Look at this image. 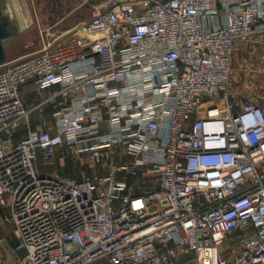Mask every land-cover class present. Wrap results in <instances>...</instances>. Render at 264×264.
I'll return each instance as SVG.
<instances>
[{"label": "built area", "instance_id": "built-area-1", "mask_svg": "<svg viewBox=\"0 0 264 264\" xmlns=\"http://www.w3.org/2000/svg\"><path fill=\"white\" fill-rule=\"evenodd\" d=\"M92 8L66 39L0 66L16 264H264V107L230 87L236 44L264 32V0ZM26 84L40 96L30 107ZM57 148L106 172L64 177Z\"/></svg>", "mask_w": 264, "mask_h": 264}, {"label": "rangeland", "instance_id": "rangeland-1", "mask_svg": "<svg viewBox=\"0 0 264 264\" xmlns=\"http://www.w3.org/2000/svg\"><path fill=\"white\" fill-rule=\"evenodd\" d=\"M16 1V0H14ZM18 1V0H17ZM21 4L19 16L25 23L21 32H19L13 41L6 48V63L10 58L15 57V61H20L28 58L31 55L39 53L44 46L49 42L56 44L61 39H66L69 36L70 27L77 24H69V22L86 21L92 15L93 8L90 5V0H67V4L71 7L78 6L73 15L67 16L64 23H58L60 19L69 11L66 5L59 6L55 13L49 18L47 6L50 5L48 0H19ZM85 1V2H83ZM61 2V0H60ZM100 0H93V4L99 3ZM16 5V4H15ZM53 6V5H52ZM68 7V6H67ZM53 9V7H52ZM24 11V12H23ZM27 16V23L24 21ZM72 22V23H73ZM68 23V25H67ZM243 54V53H242ZM237 55L233 60V68L231 72V90L245 100H251L256 104L264 107V70L258 69L253 65V57L247 55ZM241 55V56H240ZM13 61V62H15ZM26 91V99L31 102L40 100V96L35 89L30 86ZM46 94V92H44ZM50 119V118H49ZM55 166L59 174L64 177L79 178L82 173L84 175L93 176L94 174H104L106 171L100 168L90 169L85 164V160H79L76 154L70 153L66 148L55 150ZM50 171L51 168L42 169ZM75 172H74V171ZM81 178V177H80ZM136 187H142L136 183ZM238 235V234H237ZM4 239L3 248L7 251L5 261L7 264H16L18 253L13 249L14 236L12 226L3 222L0 218V239ZM236 241L225 240L220 246L222 256L230 258L233 254V244ZM184 259L192 258L191 255L181 256Z\"/></svg>", "mask_w": 264, "mask_h": 264}, {"label": "crops", "instance_id": "crops-1", "mask_svg": "<svg viewBox=\"0 0 264 264\" xmlns=\"http://www.w3.org/2000/svg\"><path fill=\"white\" fill-rule=\"evenodd\" d=\"M85 1H83V2H85ZM89 2H90V5L92 6L93 5V0H90ZM48 4H50V3H48ZM64 4L66 5V8L69 9V11L62 17V19L57 21L58 23H61V22L64 23V21L66 20L67 16L73 15V13L75 12L76 8L78 7V6L71 7L69 4H67V0H61L59 6L61 7ZM59 6H58V9L60 8ZM52 7H53L52 5H48L46 7L47 8V13H50L49 16H48L49 18H51V16L54 14V8L52 9ZM72 22H69V24H79L82 21H79L77 23L76 22L72 23ZM67 25H68V23H67ZM71 28H73V27H70V29ZM239 54H242V55L245 54V55H247L249 57H253L254 60L252 62H253V65L257 68V70L260 69V68L264 70V32H254L250 36L248 42L246 44H244V45L236 44V51H235L234 58L237 55H239ZM14 58L15 57L10 58L9 61H11V62L15 61ZM30 86H32L34 88V86L32 84H26V85L22 86L20 88V90H19L20 96H21L25 106H27V107L31 106V101H28V99H26V96H25L26 91L25 90H27ZM55 87H56V85L52 86V88H55ZM50 111H51L50 109H46L44 111V113L42 114V116H41V114L39 116L49 119ZM16 140H18V136L16 137ZM57 149H60V148H57ZM55 164H56V162H55ZM61 170H59V171H61ZM59 171H57V172L59 173ZM81 174L82 175H80V177L84 176V173L81 172ZM80 177L77 178V179H80ZM137 192H140V189H138ZM13 247H14V244H13ZM5 253L7 255V251L6 250H5ZM7 262H8V260H7ZM7 262L5 261L6 264H7ZM102 264H107V263H102ZM177 264H193V260H192V258L184 259V258L180 257L178 259Z\"/></svg>", "mask_w": 264, "mask_h": 264}, {"label": "water", "instance_id": "water-1", "mask_svg": "<svg viewBox=\"0 0 264 264\" xmlns=\"http://www.w3.org/2000/svg\"><path fill=\"white\" fill-rule=\"evenodd\" d=\"M24 26L25 23L15 8L14 0H0V66L6 63L7 46Z\"/></svg>", "mask_w": 264, "mask_h": 264}, {"label": "flooded vegetation", "instance_id": "flooded-vegetation-1", "mask_svg": "<svg viewBox=\"0 0 264 264\" xmlns=\"http://www.w3.org/2000/svg\"><path fill=\"white\" fill-rule=\"evenodd\" d=\"M48 2H50V5H53L54 13H55V10L58 9V6L60 4V1L59 0H48ZM12 9H13V7H12ZM13 17H14V15H13Z\"/></svg>", "mask_w": 264, "mask_h": 264}, {"label": "bare ground", "instance_id": "bare-ground-1", "mask_svg": "<svg viewBox=\"0 0 264 264\" xmlns=\"http://www.w3.org/2000/svg\"><path fill=\"white\" fill-rule=\"evenodd\" d=\"M14 4H16V5H15V8L17 9V12H18V13H19V9H18V8H20V5L22 6V8L24 7V6L21 4V2H20L19 0H18V1H17V0L14 1ZM23 12H24V11H23ZM25 19H26V20H24V21L27 23V22H28V21H27V16H25Z\"/></svg>", "mask_w": 264, "mask_h": 264}, {"label": "trees", "instance_id": "trees-1", "mask_svg": "<svg viewBox=\"0 0 264 264\" xmlns=\"http://www.w3.org/2000/svg\"><path fill=\"white\" fill-rule=\"evenodd\" d=\"M2 215H3V211L0 209V218L2 217ZM13 244H14V242H13Z\"/></svg>", "mask_w": 264, "mask_h": 264}]
</instances>
